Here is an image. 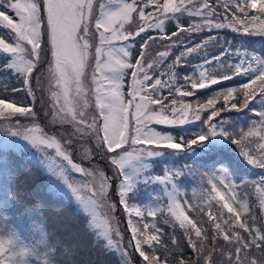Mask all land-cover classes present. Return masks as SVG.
I'll list each match as a JSON object with an SVG mask.
<instances>
[{
    "label": "snow or ice",
    "instance_id": "obj_1",
    "mask_svg": "<svg viewBox=\"0 0 264 264\" xmlns=\"http://www.w3.org/2000/svg\"><path fill=\"white\" fill-rule=\"evenodd\" d=\"M227 31L264 36V0H0V132L41 152L23 169L38 196L21 181V149L0 141V264H264V59L224 47L196 76L175 72ZM196 90L204 100L186 102ZM257 99L250 121L229 131L224 114ZM214 137L260 169L257 179L234 180L237 162ZM197 148L210 170L150 173L153 158ZM184 175L195 198L178 187ZM151 183L163 188L156 205L132 203ZM206 207L216 208L207 220Z\"/></svg>",
    "mask_w": 264,
    "mask_h": 264
},
{
    "label": "trees",
    "instance_id": "obj_2",
    "mask_svg": "<svg viewBox=\"0 0 264 264\" xmlns=\"http://www.w3.org/2000/svg\"><path fill=\"white\" fill-rule=\"evenodd\" d=\"M220 41H222L220 39ZM224 46L218 47L217 49H211V50H205L200 53H196L191 59L186 57L185 62L178 68L177 67V74L179 75L178 78L184 77V76H196L198 74L199 70V64L200 62L205 58L212 55H218L220 50H223L224 47H228L234 50H239L244 53H249L252 56H255L259 59H264V36H250V35H243L240 38L234 39L232 42L228 41L226 44L224 41H222ZM232 62H237L240 57L239 56H232L229 58ZM245 78H237L239 82H246ZM237 80L231 81L230 83H236ZM216 87V86H212ZM197 96L193 97H186V102H195L197 98H200L202 101L204 100V97H199V93L203 92L205 90H196ZM261 106V102L259 99L253 101L250 103L242 112L240 113H228L224 114V120L228 121L227 128L229 131H231L235 127H242L245 126L250 119L252 118V110L258 109ZM157 128H162L163 126H156ZM190 131H194L195 129L192 128L191 125L185 126ZM214 141L217 142V146L222 148L224 153L229 156L232 160L237 162V168L236 170H233L232 168H229L228 171L231 173L232 178L234 180H255L257 179L258 175L261 174L260 169H251L249 166H247L245 163L241 162L238 157L231 154V148L229 146H233L230 144L224 137L222 141L220 140V137H214L212 138ZM221 142V143H218ZM203 149L197 148L194 152H187L180 155H171L169 156H163L160 158H154L152 163L150 164L149 171L152 175H161L165 171V169H181L185 165H188L190 167H197L200 168L201 171H208L207 167L202 166L204 164V160L201 156L198 155V153H202ZM29 154L27 151H20L16 154V158L18 162L21 165V181L22 183H27L30 190L34 193H37V195H41L39 192V184L32 181L28 174L23 171V169L30 165V160L28 158ZM223 166L216 165V169L219 170ZM197 181L192 175H184L179 178L178 181V187L182 189H186L188 191V195L190 197L195 198L198 196V186ZM158 196H163V188L160 184L157 183H151V184H141L138 186V188L133 192L130 193L131 202L138 205V206H155L156 200L155 198ZM196 202H199L198 199ZM250 202L252 203L251 211H253L257 218L258 222L261 219V208L259 206V200L257 199V196L253 194L250 198ZM214 203V202H213ZM225 215H227V211L224 210ZM192 217V213L186 212ZM216 214V208H205V216L204 219L207 220L208 215ZM247 215V214H246ZM152 219V218H149ZM243 219V217H242ZM32 227L36 230V234L38 235V230L40 227V221L39 218H33L29 220L28 222ZM160 227L163 231V235L161 239L163 241L168 240V234L172 232V229L168 226L163 224L161 221ZM25 236L29 237L31 239L32 237V231H25Z\"/></svg>",
    "mask_w": 264,
    "mask_h": 264
},
{
    "label": "rangeland",
    "instance_id": "obj_3",
    "mask_svg": "<svg viewBox=\"0 0 264 264\" xmlns=\"http://www.w3.org/2000/svg\"><path fill=\"white\" fill-rule=\"evenodd\" d=\"M200 35H201V38H202V37L204 36V33H201ZM243 35H244V34L236 33V32H230V31L223 32V33H221L218 42L215 43L213 46L208 47V48L205 49V50L217 49L218 47L224 46V44H223L222 41H224L225 44H226L228 41H231V42H232L234 39H236V38H240V37L243 36ZM220 39H221L222 41H220ZM197 42H198V41H197ZM205 50H203V51H205ZM182 51H183V48H178V49L174 50L172 56H170V57L168 58L167 63H168V64H171V63H172L173 56H175V55H179V53L182 52ZM195 54H196V53H193L192 55L188 56V58L191 59ZM179 67H180V66H179ZM179 67H178V68H179ZM175 72H176V75H177V77H178L179 75L177 74V68L175 69ZM222 139H223V137H220V140H221V141H222ZM0 141L5 142V143H11L12 145H15V146L19 147V148L21 149V151H27L28 154H29L28 158H29L30 161H31L33 158L39 159V158L41 157V152H40L36 147H33L30 143H28L27 141H25L22 137H19V136H17V137L5 136L3 132H0ZM218 143H221V142H218ZM229 147L231 148V151H230L231 154H233L234 156L238 157L239 160H240L241 162L245 163L247 166H249V168H251V169H255V168H252V166L249 165V164L247 163V161H246V160L240 155L239 150L236 148L235 145H233V146H229ZM53 154H54V153H53ZM169 154H170V153L165 152V153H163L161 156H159V157H155V158H160V157H163V156H169ZM171 155H177V156H178V155H180V154L177 153V154H171ZM153 159H154V158H153ZM77 162H80V161H77ZM83 164H84L85 167H88L86 161H83ZM99 167H101V168L104 169L106 175H110V174H111V173H110V170L107 169V168L105 167L104 162L101 161V162L99 163ZM149 168H150V167H149ZM69 178H70V179H73V178H74V179L77 180V181L83 179L79 174H70ZM85 195H87V193H85ZM121 209H122V206H121ZM105 212H106V209H104V208H99V209H98L99 219H100L101 223H103V221H104V219H105ZM122 221H123V222H122V224H121V227H122V228H125V227L127 226V217L124 216V217L122 218ZM130 234H131L130 232L127 233V235H130ZM126 240H127V236L125 237V241H126ZM138 255H139V254L136 253V254H135V257H138Z\"/></svg>",
    "mask_w": 264,
    "mask_h": 264
}]
</instances>
